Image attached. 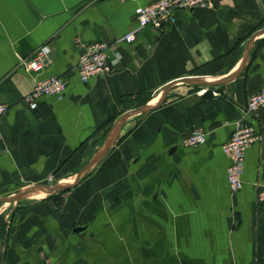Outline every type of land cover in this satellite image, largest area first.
I'll return each instance as SVG.
<instances>
[{
    "label": "crops",
    "instance_id": "obj_1",
    "mask_svg": "<svg viewBox=\"0 0 264 264\" xmlns=\"http://www.w3.org/2000/svg\"><path fill=\"white\" fill-rule=\"evenodd\" d=\"M154 1L0 0V103L8 107L0 197L50 177L72 181L116 120L156 102L169 82L221 81L241 68L213 86L211 99L205 86L177 82L156 108L126 119L110 151L59 200L1 204L0 264H264V106L245 111L264 89V33L251 41L264 28V0L179 8L162 29L121 41L138 26L136 8ZM77 39L107 41L120 59L82 82ZM46 45L52 62L27 70ZM54 75L67 81L62 97L40 95L32 107L25 97L35 80ZM238 121L261 139L247 149L244 184L234 192L222 146ZM194 129L206 142L184 145Z\"/></svg>",
    "mask_w": 264,
    "mask_h": 264
},
{
    "label": "built area",
    "instance_id": "obj_2",
    "mask_svg": "<svg viewBox=\"0 0 264 264\" xmlns=\"http://www.w3.org/2000/svg\"><path fill=\"white\" fill-rule=\"evenodd\" d=\"M209 0H156L148 5L139 6L135 10L138 26L123 35L120 40L132 43L137 38V33L145 27L162 29L173 21V13L176 9H192L206 6ZM79 51L78 72L82 82L102 73L112 71L113 65L120 59L118 52L114 53V59L110 55V45L107 41L87 42L76 40ZM52 62L51 50L46 46L39 47L33 56L25 61L27 70L39 73ZM67 87V81L62 76H50L38 78L31 93L25 99L32 107L36 106L35 98L40 95H56L62 97ZM264 106V89L252 94L246 104V113L254 114ZM7 105L0 103V136L2 134L1 123L7 111ZM261 139L260 133L250 124L238 121L230 139L223 144L222 150L230 160L227 168V178L232 191H238L243 187V173L247 149ZM207 140V133L203 129H194L188 134L183 144L195 146ZM49 181H53L50 177ZM258 202L264 206V181L259 185Z\"/></svg>",
    "mask_w": 264,
    "mask_h": 264
},
{
    "label": "water",
    "instance_id": "obj_3",
    "mask_svg": "<svg viewBox=\"0 0 264 264\" xmlns=\"http://www.w3.org/2000/svg\"><path fill=\"white\" fill-rule=\"evenodd\" d=\"M264 33V28L260 29L257 33H255L252 37H251V41L258 35H261ZM249 55V49L247 50V56ZM246 62V59L244 61V63ZM243 63V64H244ZM242 67V66H241ZM243 68V67H242ZM241 71V68L239 70H237L236 72H234L233 74H231L230 76H228L226 79H223L221 81H212V80H208L206 79V77H201V76H187V77H183L180 79H176L174 81L169 82L165 88L163 89L159 99L152 103V104H147L145 106L142 107H138V108H134V109H130L126 112H124L114 123V126L110 132V134L108 135L103 147L96 153V155L92 158V160L86 164L85 166H83L74 176L72 181H59V183H55V184H32V185H28L22 189H20L17 192L8 194V195H4L3 197H0V203L2 204H6V205H10V204H15L16 202H18L19 200H23L25 198H33L34 195L38 192H46L47 194L42 197V198H46L49 197L53 194L59 193L60 191L63 190H70L73 187H75L76 185H78V183L81 181V179L88 173L90 172L93 168H95L100 161L104 158V156L110 151V149L113 147V145L115 144L123 123L125 122L126 119H128L129 117L135 115V114H143L146 112H149L151 110H153L154 108H156L158 105H160L165 98L167 97L170 89L177 83V82H186V83H192V84H199L202 86H205V92L203 93V97L206 99H211L214 97V90H213V86L221 84L229 79H232L234 77H236ZM36 198V197H34ZM77 231H80L81 228H77Z\"/></svg>",
    "mask_w": 264,
    "mask_h": 264
},
{
    "label": "rangeland",
    "instance_id": "obj_4",
    "mask_svg": "<svg viewBox=\"0 0 264 264\" xmlns=\"http://www.w3.org/2000/svg\"><path fill=\"white\" fill-rule=\"evenodd\" d=\"M55 183H59V182H56V181H48V182H46V183H42V184H55ZM48 197H46V198H42V197H40V198H25V199H23V200H20L19 202H16L15 204L17 205L18 203H21V202H23V201H30V202H32V201H44V200H48L47 199ZM53 202H54V200H53ZM1 204L2 203H0V206H1ZM15 204H12V205H15ZM11 205V204H10Z\"/></svg>",
    "mask_w": 264,
    "mask_h": 264
},
{
    "label": "trees",
    "instance_id": "obj_5",
    "mask_svg": "<svg viewBox=\"0 0 264 264\" xmlns=\"http://www.w3.org/2000/svg\"><path fill=\"white\" fill-rule=\"evenodd\" d=\"M63 191H66V190H63ZM62 192V191H61ZM61 192H59V193H56V194H53V195H51V196H49L47 199L48 200H54V199H56V201L57 200H59L60 199V195H61Z\"/></svg>",
    "mask_w": 264,
    "mask_h": 264
},
{
    "label": "bare ground",
    "instance_id": "obj_6",
    "mask_svg": "<svg viewBox=\"0 0 264 264\" xmlns=\"http://www.w3.org/2000/svg\"><path fill=\"white\" fill-rule=\"evenodd\" d=\"M47 193L46 192H38V193H36L35 195H34V197H36V198H40V197H44L45 195H46Z\"/></svg>",
    "mask_w": 264,
    "mask_h": 264
}]
</instances>
